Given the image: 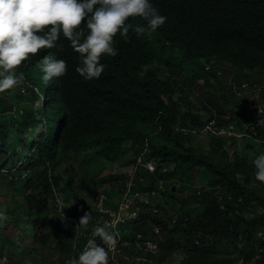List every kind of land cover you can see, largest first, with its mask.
I'll return each mask as SVG.
<instances>
[{
	"label": "trees",
	"instance_id": "1",
	"mask_svg": "<svg viewBox=\"0 0 264 264\" xmlns=\"http://www.w3.org/2000/svg\"><path fill=\"white\" fill-rule=\"evenodd\" d=\"M151 2L167 17L166 23L155 31L146 30L140 37L130 33L127 41L117 33L113 46L118 53L115 57H101L105 65L101 77L92 80L80 77L75 72L78 54L65 41L64 50L56 53L68 62V71L63 77L42 82L38 65L43 56L56 50H41L18 67L17 71L24 73V81L13 88V101L0 96V194L10 199L4 212L8 219L0 222V262L5 259L7 263L21 264L12 261L25 257L21 248L36 253L38 247L54 250L58 245L59 253L71 254L70 242H67L70 224L66 223L58 231L55 223L48 220L52 212V188H57L66 200L74 197L75 202L79 201L70 209L71 215L89 208L56 170L68 154L95 149L91 158L87 156L83 160V180L94 181L95 185L96 177L91 174L109 162L126 167L134 165L138 158L145 163L154 161L170 166L171 171L145 176L144 170L139 169V175L147 178L149 189H155L157 180L162 179L169 183L170 192L163 196L169 198L170 204L180 201L206 206L202 217L181 212L168 215L169 218L140 213L135 220L121 226L122 232L127 229L124 239L129 240V234L139 231L143 221L150 220L162 230L160 236L165 241L161 248L166 247L171 254L177 251L183 254L179 264H233L230 255L218 253L216 247L222 243L233 245L237 257L246 253L245 262L256 255L254 248L258 245L263 251L258 250L259 258L254 264H264V213L255 219L237 216V199L255 200L264 210V186L254 178L252 161L245 152L237 150L235 140L230 143L233 149L230 153L226 140L209 136L206 152L190 144L194 134L189 133L204 125L202 118L193 112L202 105L194 95L195 81L204 80L203 99L210 102L208 107H202L207 120L214 118V111L218 112V119L223 116L219 99H215L220 82H210L214 75L204 71L203 63H211L213 58L231 62L240 71L242 81L255 73L254 82L264 86V0ZM129 22L146 26L140 17L129 18ZM153 61L155 65L140 76L141 66L152 65ZM163 73L165 78L161 79ZM28 84L45 95L41 108H33L35 91ZM228 95L227 98L233 99V94ZM189 96L194 100L190 101ZM25 102L31 106H23ZM15 103L21 108L20 117L13 116ZM229 106L228 113L232 109ZM42 123L45 128L39 130L37 126ZM36 129L39 133L32 139L36 149L33 158L26 161L27 166L22 163L16 168L18 151L26 148ZM257 135H264V126L257 129ZM249 141L246 147L255 148L256 144ZM261 152H264L262 147L253 159ZM26 172L28 179L23 178ZM177 172H181V180H171L170 176H177ZM203 173L208 175L204 185L197 190L193 186L194 190L186 198L176 197L179 182L191 187L192 183L202 180ZM238 174L245 184L253 181V186L246 188L237 179ZM127 178V174H113L103 181L114 183L115 189L121 191ZM207 180L211 182L208 189ZM20 191L23 203L15 199ZM216 191H224L222 200H217ZM220 205L224 211L219 209ZM173 218L176 222L169 227ZM258 229L263 232L260 237ZM27 240L29 245L22 247L21 243ZM35 245L38 247L34 248Z\"/></svg>",
	"mask_w": 264,
	"mask_h": 264
},
{
	"label": "clouds",
	"instance_id": "2",
	"mask_svg": "<svg viewBox=\"0 0 264 264\" xmlns=\"http://www.w3.org/2000/svg\"><path fill=\"white\" fill-rule=\"evenodd\" d=\"M218 14L220 15V13ZM135 17H140L146 21V26L130 23L129 18ZM82 21H84L83 27H81ZM166 21L167 17L160 13L151 0H0V93L13 89L24 81V73L22 71L18 72V67L22 65V62L28 60L30 55L35 56L41 50H56L43 56L38 65L42 73L40 77L42 82L47 83L63 77L68 71V62L65 59L58 58L56 53L64 50L65 41H67L71 50L78 54L79 64L76 66L75 72L84 80L99 78L105 71V65L101 62V57H115L118 53V50L113 46L114 37L117 33H119L123 40L127 41L130 38V33L136 37H140L146 30L155 31L159 29ZM217 61L213 58L211 63H203V66L206 73L214 75V78H210L211 83L220 82V91L215 93V99H219V108L223 116L218 119V112L214 111V118L207 120V114L202 110V107L203 105L208 107V104L207 102L200 103L202 104L201 107H195L196 111L193 110V112L202 118L204 125L190 130L189 133L194 134L193 138L196 136L221 138L226 140L225 144L229 142V145L232 140L238 142L242 138H247L243 141L250 142V139L256 144V147L264 148V142H262L264 135H257V129L264 126V119H261V116L256 114V110L247 108V90L243 92L241 87L243 84L250 86L254 84L259 85L254 82L257 75L255 73L251 74L249 79L242 81V77L239 75L240 71L236 69L233 63ZM155 63L153 61L152 65L141 66L143 70L139 73L140 76H144L146 70L154 66ZM237 76H240L238 81L236 80ZM30 86L28 84V88L35 91L36 100L44 95L36 87ZM261 87L264 89V86ZM204 89L203 79L195 81L193 91L198 100L203 97ZM228 93L234 95L233 99L227 98V96H230ZM262 96L264 97V94ZM191 100H194L193 96H190ZM227 102H229L228 105ZM239 103L241 104L239 105ZM230 104L232 105V109L228 113ZM210 109H213V107ZM247 117L250 118L247 119ZM257 120H261L260 125L251 130L249 124L255 123ZM40 127L41 129L45 128L43 123ZM37 130H33L32 136H30L26 144L24 157H22L19 163L15 161L16 168L22 163H27L28 159L33 158L36 149L32 139L34 135L39 133ZM253 131L256 132V136L252 135ZM238 135L240 136L238 137ZM197 146L198 149L208 151V143L200 144L197 142ZM226 148L228 150V145ZM95 152V149H88L78 152V155L68 154L67 160L56 170L59 176H62L71 184L73 191V183L83 185L84 190L78 194L79 200L89 208L88 211L80 209L78 213L71 215L70 209H73L77 204L74 205L72 203L73 206H68L65 198L57 192V188H52V212L48 220L55 223L58 231L66 223L70 224L67 242H70L69 248H71V254L66 255V252H64L58 257L56 264H116L109 261V251L106 247L97 244L95 240L91 239L87 243V240L89 234H92L93 237H99L106 245L115 243V235L108 230L110 225L105 222L113 219L109 216V213L117 215L119 204L122 201L123 195L128 190L129 183H131V191L143 194L144 198L146 193L154 192V195H150V204L140 213L145 214L149 212L152 215H157L158 209H162L161 205L157 206V199L160 195L164 197V193L167 192V183L162 179H158V186L155 189H149L145 176H152L155 173L164 175L171 171L170 166L166 164L158 165L154 161H147L145 163L139 158L134 165L126 167L109 162L107 166L105 164L100 170H96L91 174L96 177L94 185V181L83 180L81 173L83 172V160L87 156L91 158ZM252 165L255 169V180L264 185V152H261L253 159ZM47 166H49L48 163ZM64 166H67V168L63 169ZM139 169H143L145 172L143 178L139 175ZM47 173L48 176L53 177L51 171H47ZM113 174H127L128 176L124 181L121 191L115 189L114 183L108 184L103 181L105 178H108V175ZM23 178L28 179L29 173L26 172ZM160 182L161 185L159 184ZM1 196L6 195L1 194ZM6 198L10 200L7 196ZM16 201L18 200L16 199ZM20 203L23 202L21 201ZM6 204L7 201L0 205V217L6 216L4 214L5 210H1V207L6 209ZM153 209L157 211L153 213ZM131 221L133 220L126 221L122 225L125 226ZM143 223L140 230L135 233L132 232L129 234V237L130 239H134L137 234H141L143 238L150 237L156 240L158 243V255L153 258L152 263L158 264L159 259L164 256L160 236L162 230L159 228L157 237L154 239L152 238V226H157L158 224L150 220H145ZM122 225H119L121 232ZM126 232L127 229L123 230L122 233ZM59 235L62 236V233L60 232ZM33 247L37 248L38 246L35 245ZM38 248L40 249L41 247ZM39 249L35 254L38 255ZM19 250L24 255L28 253L27 248ZM48 250H52V248H48ZM120 257L117 256V260L121 259ZM35 260H38V258L33 259L31 264H34L33 261Z\"/></svg>",
	"mask_w": 264,
	"mask_h": 264
},
{
	"label": "rangeland",
	"instance_id": "3",
	"mask_svg": "<svg viewBox=\"0 0 264 264\" xmlns=\"http://www.w3.org/2000/svg\"><path fill=\"white\" fill-rule=\"evenodd\" d=\"M161 79H164L165 78V74L163 73V77L160 76ZM240 79V76H237V81ZM2 95V96H1ZM0 96L1 98H4V100L8 101V102H11L13 101V96H14V93H13V89H10V90H7L5 91L4 93H0ZM190 99V96L188 97ZM45 101V96L42 95L41 98H39L38 100H36V102H34V104L32 105L33 108H41L43 103ZM198 103H204V102H207V104L209 105L210 102L209 101H205V99H203V97H201L199 100H197ZM229 104V102H227V105ZM13 106H16L15 109L13 110V116L15 117H20L22 116V111H21V108L20 106L15 103ZM23 106H31L28 104V102H25ZM213 107V106H212ZM221 107V106H220ZM206 118V116H205ZM39 128V130L41 129L40 126H37ZM197 142L200 143V144H205L207 143V137L206 136H196L194 137L190 144L195 147V148H198L197 146ZM247 142L245 141H242V140H239L237 142V150L238 151H241V152H245L249 158L250 161H253V155L255 152H257L258 150H260V148L258 147H255L254 146L251 148V147H246L247 144H245ZM227 145L229 146V151L230 153H232L233 149L231 145H229V142L227 143ZM26 150L25 149H21L18 151V155L15 159L16 163H19L20 160L22 159V157H24V154H25ZM24 166H27V163L24 164ZM74 169H75V166L73 165ZM67 166H64L63 169H66ZM115 173H117L115 171ZM181 172H177V176L176 175H173V176H170L171 180L174 181V179H178V180H181L179 178ZM208 177L207 174L203 173L200 178L203 180H198L196 182V184L192 183V186L189 187L187 185H185V183H181L179 182V185L177 187V192H176V197L179 198V199H183V198H186L194 189H193V186L197 189H199L202 185H204V181L206 180V178ZM237 179L243 184H245V182L243 181V177L241 176V174H238L237 175ZM76 181V180H75ZM24 180H23V184H24ZM211 183L210 181L207 180V184H206V188L208 189V186H210ZM253 181L252 182H248L246 185V188L250 189L251 186H253ZM260 183V182H259ZM161 185V182L159 183ZM169 185V183H167L166 185V191L169 193L170 189L167 187ZM260 185L263 187L264 185H262L260 183ZM19 187V185L17 186ZM72 187L74 188V191L75 193L78 195L80 194L83 190H84V187L83 185H77L76 183H73ZM176 190V188L174 187L173 190ZM221 194H219V193ZM222 192L224 191H216V196L217 197V200L220 201L222 200ZM218 193V195H217ZM157 195V194H156ZM228 200H231V196H227ZM4 199V200H3ZM16 199L18 201H22V192L20 191L16 197ZM66 200V199H65ZM75 198L74 197H71V198H68L66 200V204L68 206H73L72 203L74 204H77V202L74 201ZM239 202V206H238V211H237V216H241V217H244L246 219H255L256 217H258L259 215L263 214L264 213V210L261 206H259L255 200H252L251 202H248V201H244L242 199H237ZM8 202L9 200L6 198V196H1L0 194V205L1 204H4L5 202ZM246 204H245V203ZM157 203H159V205H161L162 209H158L159 212L157 213V215H160L161 217H163V215H166L168 218L169 216L168 215H172L173 213L175 215L179 214V212L181 213H189L191 217H194V216H199V217H202L204 215V207H206L205 205H199L197 203H190V202H185V204H182L180 201L178 203H173L171 202L170 204V200L169 198H166V197H162V195H160L157 199ZM224 207L222 205L219 206V209L224 211L225 209H223ZM242 209V210H240ZM1 210H5L3 207H1ZM161 210L163 211H166L167 213H164L162 212ZM3 218H8L7 216L3 215L2 217H0V222L3 220ZM176 222L175 218L171 221V223L169 224V227L173 226L174 223ZM27 227V226H26ZM157 228L159 229L160 226L157 225ZM262 229H258L257 231V235L260 237L262 236ZM165 241V238L163 236H161V243H163ZM30 243V240H27V242L25 244H22V245H29ZM56 244H60V243H56ZM156 244L158 245V243L156 242ZM195 245V244H194ZM58 245H56L55 249L53 250H48L46 248H40L39 249V253L38 255L35 254V253H32V254H25L24 256L25 257H16L15 260H12L14 263L15 261H20L21 264H31L32 263V260L33 259H37L38 258V262L37 263H34V264H56L57 260H58V257L61 256V254H63L65 251L63 252H58V248H57ZM24 247V246H22ZM217 251L219 254H228L230 256H228L229 258H232L233 259V264H254L255 260L258 259L259 257L257 256L258 255V250L260 251H263V249H259L258 245L254 248L255 250H257V253L256 255L254 256H251L250 259L248 260V262H245V257L247 256L246 253L244 254V256H241V257H237V252H236V249L233 247V245H226L225 243H222V245H219L216 247ZM163 253L165 254L164 256H162L161 259H159L158 261V264L162 263V264H179L181 259H182V253L181 251H177V252H173L172 254L170 253V250L167 249L166 247L164 249H162ZM247 252V251H246ZM169 253V254H168ZM248 253V252H247ZM5 259H3L2 261V264H11L12 262H8L7 261H4ZM152 264H155V263H152Z\"/></svg>",
	"mask_w": 264,
	"mask_h": 264
},
{
	"label": "built area",
	"instance_id": "4",
	"mask_svg": "<svg viewBox=\"0 0 264 264\" xmlns=\"http://www.w3.org/2000/svg\"><path fill=\"white\" fill-rule=\"evenodd\" d=\"M241 87L243 92H246L247 90V108L256 110V114L260 115L261 119H264V97L262 96V87L257 84L251 86L243 84ZM257 101L258 103H256ZM240 104L241 103H239V105ZM260 123L261 120H257L255 123H250V129L254 130V128L260 125ZM252 135L256 136V132L253 131ZM239 136L240 135H238V137ZM262 142H264V139ZM130 187L131 183L128 184V190L122 197L117 215L109 213V216L113 219L109 222H105L110 225L108 230L115 235V243L106 245L99 237H93L92 234H89L87 243L91 239L95 240L97 244L106 247L109 251V261L116 264H152L153 258L158 255L156 240H153L150 237L143 238L141 234H137L134 239L126 240L123 237V233L120 231L119 225L124 224L126 221L136 219L139 213L150 204V195H154V192L146 193L144 198L143 194L132 192ZM156 211V209L152 210L153 213ZM152 228V238L156 239L159 229L155 225H153ZM117 256H121V259L117 260Z\"/></svg>",
	"mask_w": 264,
	"mask_h": 264
}]
</instances>
